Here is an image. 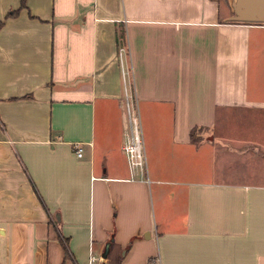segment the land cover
<instances>
[{"label": "crops", "instance_id": "obj_1", "mask_svg": "<svg viewBox=\"0 0 264 264\" xmlns=\"http://www.w3.org/2000/svg\"><path fill=\"white\" fill-rule=\"evenodd\" d=\"M232 14L0 0V264H264V23Z\"/></svg>", "mask_w": 264, "mask_h": 264}, {"label": "built area", "instance_id": "obj_2", "mask_svg": "<svg viewBox=\"0 0 264 264\" xmlns=\"http://www.w3.org/2000/svg\"><path fill=\"white\" fill-rule=\"evenodd\" d=\"M123 51L124 50L121 49L120 58L122 56ZM128 103L129 97L125 88V105L127 109L128 136L122 149L128 162L130 178L143 179L146 176V160L143 149L141 125L137 111L133 113L132 110H130ZM73 147L75 155L77 157H81L82 148L80 144L75 143Z\"/></svg>", "mask_w": 264, "mask_h": 264}, {"label": "water", "instance_id": "obj_3", "mask_svg": "<svg viewBox=\"0 0 264 264\" xmlns=\"http://www.w3.org/2000/svg\"><path fill=\"white\" fill-rule=\"evenodd\" d=\"M231 11V20L264 23V0H226Z\"/></svg>", "mask_w": 264, "mask_h": 264}, {"label": "rangeland", "instance_id": "obj_4", "mask_svg": "<svg viewBox=\"0 0 264 264\" xmlns=\"http://www.w3.org/2000/svg\"><path fill=\"white\" fill-rule=\"evenodd\" d=\"M126 87H127V95L129 97V108L130 110H132V112H136V105H135V100H134V97H133V94L131 92V87H130V84H129V75L127 74V77H126ZM123 112H124V117L126 119V123L128 124L127 122V109H126V105H125V100H124V108H123Z\"/></svg>", "mask_w": 264, "mask_h": 264}, {"label": "trees", "instance_id": "obj_5", "mask_svg": "<svg viewBox=\"0 0 264 264\" xmlns=\"http://www.w3.org/2000/svg\"><path fill=\"white\" fill-rule=\"evenodd\" d=\"M226 1V0H225ZM2 26V22L0 21V27ZM121 38H122V40H123V44H124V36L122 37L121 36ZM126 51V50H125ZM193 134V132H191V135ZM63 251H64V256H66L67 255V250H66V247L64 246V244H63Z\"/></svg>", "mask_w": 264, "mask_h": 264}]
</instances>
